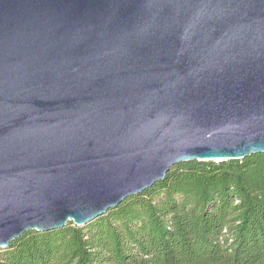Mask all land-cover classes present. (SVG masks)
<instances>
[{
  "label": "water",
  "instance_id": "1",
  "mask_svg": "<svg viewBox=\"0 0 264 264\" xmlns=\"http://www.w3.org/2000/svg\"><path fill=\"white\" fill-rule=\"evenodd\" d=\"M260 154L264 0H0V249Z\"/></svg>",
  "mask_w": 264,
  "mask_h": 264
},
{
  "label": "trees",
  "instance_id": "2",
  "mask_svg": "<svg viewBox=\"0 0 264 264\" xmlns=\"http://www.w3.org/2000/svg\"><path fill=\"white\" fill-rule=\"evenodd\" d=\"M0 264H264V154L178 164L85 227L25 233Z\"/></svg>",
  "mask_w": 264,
  "mask_h": 264
}]
</instances>
